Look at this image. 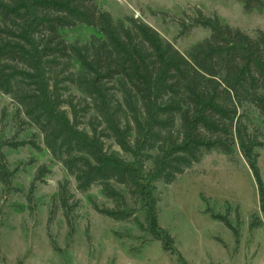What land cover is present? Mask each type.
I'll list each match as a JSON object with an SVG mask.
<instances>
[{"label":"trees","instance_id":"trees-1","mask_svg":"<svg viewBox=\"0 0 264 264\" xmlns=\"http://www.w3.org/2000/svg\"><path fill=\"white\" fill-rule=\"evenodd\" d=\"M237 1L244 13L264 14V0ZM176 21L178 37L194 28L208 35L181 52L138 18H113L97 0H0V93L37 129L96 213L133 221L187 264L157 223L156 183H174L204 154L242 156L259 198L260 215L252 214L248 228L264 221L257 165L264 147V31L250 35L200 10ZM79 25L94 30L86 41L63 36ZM23 143L0 140L3 185L14 177L3 148ZM25 143L39 149L36 140ZM49 173L45 164L36 167L28 202ZM69 184L66 177L58 183L54 205L72 225L81 200ZM93 186L111 207L88 193ZM205 212L238 239L226 214Z\"/></svg>","mask_w":264,"mask_h":264},{"label":"rangeland","instance_id":"rangeland-1","mask_svg":"<svg viewBox=\"0 0 264 264\" xmlns=\"http://www.w3.org/2000/svg\"><path fill=\"white\" fill-rule=\"evenodd\" d=\"M97 3L113 18L130 15L147 23L181 52L208 35L202 28L192 29L187 36L177 35L176 20L183 14L194 16L197 10L207 16L217 15L250 35L256 30L264 31V14L256 10L244 13L237 0ZM93 32L92 28L79 25L64 29L62 34L69 41L83 42ZM17 108L8 95L0 93V140L24 142L3 148L14 177L7 185L0 182V264H180L175 255L162 250L159 240L133 221L117 222L96 213L85 195L75 189L73 177L46 150L37 129L22 122L23 115ZM252 118L258 124L256 115ZM32 140L37 141L39 149L25 143ZM113 149L129 157L116 147ZM258 153L257 165L264 184V147ZM40 164H45L50 173L44 183L37 184L28 202V187ZM65 177L70 181V190L81 200L80 207L70 216L72 225H68L60 207L54 205L58 183ZM156 188L157 223L172 237L171 246L187 264H264V221L256 228H248L252 214L260 215L257 187L238 152L232 157L218 151L206 153L174 183L159 181ZM88 193L98 203L112 206L101 195L99 186L91 187ZM205 209L226 214L238 229V239ZM136 216L144 223L141 211Z\"/></svg>","mask_w":264,"mask_h":264}]
</instances>
